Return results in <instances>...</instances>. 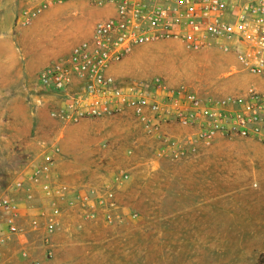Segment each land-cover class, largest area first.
Masks as SVG:
<instances>
[{"label":"rangeland","instance_id":"1","mask_svg":"<svg viewBox=\"0 0 264 264\" xmlns=\"http://www.w3.org/2000/svg\"><path fill=\"white\" fill-rule=\"evenodd\" d=\"M50 1L55 0H17L16 6L1 8L0 35L13 36L24 10ZM206 52L189 53L175 41L142 45L114 76L123 87L161 77L202 98L226 94L227 78L246 72ZM0 58L9 56L2 50ZM38 77L19 75L15 66L0 61V196H12L19 211L22 204L38 209L17 217L24 243L4 236L0 223V241L16 243L22 264H31L32 249L37 256L44 238L45 264H264V146L250 139L159 158L153 139L136 125L129 140L106 148L101 167L112 180L99 189L71 193L53 178L54 164L45 176L50 191L43 216L41 200L26 191L27 174L40 154L33 149L40 114L28 113L39 106L33 96L53 97L58 104L60 98L40 88ZM22 247L29 257L21 256Z\"/></svg>","mask_w":264,"mask_h":264},{"label":"built area","instance_id":"2","mask_svg":"<svg viewBox=\"0 0 264 264\" xmlns=\"http://www.w3.org/2000/svg\"><path fill=\"white\" fill-rule=\"evenodd\" d=\"M57 1H83L113 9L111 16L94 26L88 40L80 41L67 56L50 62L39 74L40 88L60 98L50 111L57 121L73 125L113 117L130 108L143 133L160 144L159 157L190 155L217 135L264 145V91L255 86L243 95L202 98L187 86H169L161 77L123 87L114 76L115 68L137 47L175 41L188 52L217 49L231 53L239 70L264 78V0H55L24 10L17 26L31 24ZM176 126L189 128L190 134L175 137L171 130ZM57 153L56 147L45 152L26 178L29 198L33 184L49 193L50 186L42 180L54 166ZM18 215L14 198L0 196L4 236L14 235L24 243L25 233L16 223ZM42 246L45 258V238ZM20 253L29 257L25 247ZM31 264L40 261L34 258Z\"/></svg>","mask_w":264,"mask_h":264},{"label":"crops","instance_id":"3","mask_svg":"<svg viewBox=\"0 0 264 264\" xmlns=\"http://www.w3.org/2000/svg\"><path fill=\"white\" fill-rule=\"evenodd\" d=\"M9 5L16 6L17 0H0V14L2 13L1 8ZM112 13L113 9L109 6L94 7L83 1L54 2L46 7L31 24L24 27L16 26V33L13 36L8 33L0 35V52L4 50L9 56L8 60L7 58H0V61L15 66L19 75L23 73L28 75L40 74L47 64L67 56L73 46L80 41L88 40L94 26L111 16ZM207 52L209 54L216 52L219 58L224 59L227 63L234 61L238 68L235 57L231 53L217 49L208 50ZM19 83L20 79L15 82V85H19ZM249 85L264 91V78L248 73L235 74L226 80L227 91L223 92L226 94H218L214 97L243 95L246 89L250 87ZM246 86L248 87L246 88ZM33 100L39 106L36 105L34 110L28 114H40V123L39 126L35 127L33 138V149L40 152L39 156L35 158L34 169L40 163L45 152L49 153L56 147L58 153L55 156V167L52 176L54 179L70 186L71 193L77 192L80 194L90 189H99L101 184L112 180L111 176H108L109 180H106L107 174L104 173L105 171L101 167L105 158L104 153L108 148L112 147V150L120 141H124L125 137L129 140L131 129L136 125L139 126L136 121H132V110L127 108L123 113L113 117H105L94 121L82 120L77 124L64 125L50 115L51 109L59 105L56 100H53V97L49 99L46 96L45 101H43L42 98L38 99L37 96H33ZM171 133L178 138L190 134V129L176 126L171 130ZM47 136H51V138ZM108 137L111 138V141L106 145L104 141ZM222 140L228 139L217 135L206 146L209 147L214 143L218 144ZM153 141L156 156L159 157L157 154L160 144L155 140ZM259 144L264 146L261 143ZM30 171L27 177L31 176L34 170ZM42 183H45V179L42 180ZM29 187L31 193H34V201L39 198L43 203L42 211L45 212V194L41 187L34 184ZM23 206L25 205L22 204V209L20 208L19 211L21 216L33 215L38 212V209L33 206L24 208ZM2 243L0 241V264H22V259L16 255L18 253L16 243ZM38 247L40 252L38 250V255H33L35 249L33 248L30 259L35 258L40 261V264H45V258L42 255L44 252L43 247Z\"/></svg>","mask_w":264,"mask_h":264}]
</instances>
